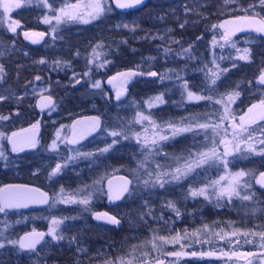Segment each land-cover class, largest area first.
Returning <instances> with one entry per match:
<instances>
[{
  "label": "trees",
  "instance_id": "trees-1",
  "mask_svg": "<svg viewBox=\"0 0 264 264\" xmlns=\"http://www.w3.org/2000/svg\"><path fill=\"white\" fill-rule=\"evenodd\" d=\"M183 1L144 0L135 7L124 9L117 7L112 1V10L102 13L98 18L87 23L78 20L64 21L54 26L55 31H51L47 24L41 22L40 10L30 5L10 12V16L20 24L16 32L10 31L0 22V51L12 46L9 51L4 50L0 55L4 76L0 82V96L4 97L0 100V116L7 117L0 119V134H3L0 141L6 146V157L4 160L0 157V184L20 180L36 184L45 189L50 198L55 190L69 191L77 184L87 183L97 187L98 177H106L115 172L125 173L130 178L128 191L120 199L110 202L103 183L99 185L102 189L99 192L101 197L95 201L89 213L68 220L59 230V235L64 238L46 240L43 247L47 251L40 258L34 259L35 262L31 258L34 255L25 251L19 244L9 241L20 240L22 235L32 230L46 232L49 215L46 204L31 210L6 209L0 213V222H4L5 230L4 235L0 236V244L3 245L0 247V264H84L93 254L114 260L117 257L133 255L157 234L176 233L181 229L196 230L203 225L214 229L264 225V187L255 182L258 174L264 169V155L248 152L242 154L244 157H234L228 162L231 170L243 168L252 173L248 176V181L252 185L250 194L255 193L253 200L232 197L231 200L223 199L219 203H213L204 196L192 197L189 194L193 187L208 184L209 176L203 173L165 184L163 188L153 187L151 183L146 186L143 183L142 188L134 189L133 180L138 176L135 169L146 159V153L130 137L129 132L133 131L130 127L132 123L128 124L130 129L124 133L122 130V134L118 136L111 137L105 133L110 129L117 130L121 124L127 126L123 122L127 120L128 109L126 105H121L127 96L139 104L155 95L162 96L163 103L146 107L149 119L159 126V130H156L161 135L165 132L167 122H181L183 118L196 117L191 121L184 119L185 125L191 123V132H184L175 137H169L167 132L169 139L159 141L160 148L166 151L165 166L172 167L186 153L194 151L196 139L203 135L204 130H199L195 125L201 121L216 123L220 117L217 106L220 105L212 106L209 100H185L180 90L177 95L174 90L168 88L175 78L167 81L169 79L166 76L174 75L183 81L187 74L185 82L190 85L192 91L209 90L219 99L222 95L239 92L240 95L233 102L239 111H244L258 98L256 81L264 46H258L254 40L262 42L263 37L254 33L232 36L230 40L235 47L233 49L229 47L230 40L227 43L223 39L220 27L222 18L229 14H221L222 7H218L217 1L199 2L198 17L189 14V20H185L181 13ZM229 6L233 5L229 3ZM200 16L202 17L199 18ZM119 21L126 23L127 27L116 25ZM165 26L170 27L167 36L155 37L146 34L152 30H161ZM25 31L42 32L45 35L42 39L36 36L28 39L24 35ZM252 37L254 40L244 43L245 38ZM216 39L220 40L221 45L214 43ZM190 44L193 52L189 58L164 57L167 53L165 49ZM245 49L250 50L248 60L240 58ZM146 58H153V61L143 62ZM41 60L44 63H40ZM147 63L149 64L144 66ZM183 67H187V70L183 77H179L183 73ZM129 70H134L136 75L126 82L119 99L115 98L114 88L109 83V80L113 82V78L110 77ZM151 72L157 75H149ZM213 72L219 75L215 85L211 84L210 79ZM37 77L40 79H36ZM33 80H37L39 84L50 82L55 87L54 105L45 112L44 119L40 121L41 144L44 147L52 139L54 127L65 124L72 113L93 111L99 115L102 121V137L98 138L91 148L92 163H87L85 159L83 166L71 164L70 168L62 167L61 172L50 177L49 174L56 164L63 166L62 161L54 160L52 152L47 151L46 154L27 158L26 163L20 161L19 156H11L6 142L8 133L36 120L39 116L33 105V96L23 91L25 82ZM97 83L99 87H93ZM51 116L56 120L54 123H48ZM258 126L260 127L255 125L256 128ZM152 131L148 126L141 139H151L147 133L151 134ZM109 145L111 148L107 152L100 151ZM175 157L179 159L173 161ZM14 164L16 170L20 166L25 173H12ZM154 165L151 162L145 165L146 168L143 166L140 177L145 178L143 174L149 172L155 173L157 169ZM33 167L39 168L35 174L29 173ZM250 194L248 190L246 195ZM170 201L179 209V216L168 207ZM64 208L63 212L68 213L70 209ZM95 213H108L115 216L120 223L116 225L97 220ZM208 246L210 249L215 247L211 243ZM238 247H241L239 243L233 246L232 252L237 251ZM198 248L202 251L200 241ZM164 255L165 261L174 258H167L166 253ZM236 259L237 256L224 255V260L230 263ZM177 264L205 263L201 258H181Z\"/></svg>",
  "mask_w": 264,
  "mask_h": 264
},
{
  "label": "rangeland",
  "instance_id": "rangeland-1",
  "mask_svg": "<svg viewBox=\"0 0 264 264\" xmlns=\"http://www.w3.org/2000/svg\"><path fill=\"white\" fill-rule=\"evenodd\" d=\"M113 0H104V5H105V11L104 12H109L112 10L111 4H112ZM213 1H217V5L218 7H222L220 9V12H224V10H230L232 8L235 9H243L244 7H248L249 4H254L256 5L255 10H264V6L259 5L258 0H252L251 2H249L250 0H247V5L246 2H241L240 0H235L234 3H230V5L233 6H229L228 4H225V0H213ZM89 0H47V4H45L44 0H24V2L22 3V6H33L35 9L40 10L41 14L39 16V19L41 20L42 23H44V17H49L51 19V23L47 24L48 27L50 28V30L52 31L54 29V26L56 27L57 25H59L60 23L64 22V21H72L67 19L66 17L63 18L61 20V22L59 24H57L55 19H52L53 17H55L56 15H59V9L64 8L66 5H75L77 3H88ZM199 2H205L207 3V1L205 0H184L182 5H181V13L182 16L184 17L185 20H189V15L188 13L191 10L197 11V6L199 4ZM47 5H51V7H48ZM16 9V8H13ZM12 9V10H13ZM187 9V10H186ZM11 10V11H12ZM3 8H0V12H3ZM83 11V10H82ZM103 12V13H104ZM8 16H10V13H8L7 16H5L3 18L2 25L8 27L9 24V19ZM11 17V16H10ZM85 19H88V21L92 20L90 18L85 17ZM12 21H18L15 20L11 17ZM73 20H78V21H84L81 19H73ZM116 25H126V23L119 21L118 23H116ZM27 32V31H25ZM170 32V27L165 26L163 28H161V30H152L150 32H147V35H152L155 37H161V36H167L168 33ZM225 32V28H221V34L223 36ZM164 34V35H163ZM228 43V41H226ZM214 43L221 45L220 40L216 39L214 41ZM229 47L231 48H235L233 46V44H231V42L229 41ZM224 46V45H223ZM12 46L6 47V49H2L3 51H0V55L2 54V52L5 51H9V49H11ZM228 47V45H227ZM188 49H179V48H175L174 46L170 47L166 53V55L164 57H169V58H179L180 56H184L185 53H188V51H185ZM238 56V55H237ZM148 61H153V58H146L145 60H143V62H148ZM149 63L145 64L144 66L148 65ZM187 70V67H183L182 70V74L179 75V77H183L184 76V71ZM128 72H134V70H130V71H126L125 73ZM4 78V76H3ZM133 78V76L131 77ZM131 78H126V77H122V79H120L121 83L120 85H118V87H122V89H124V85L126 84V82H128L129 80H131ZM167 81H170V79L175 78L174 81H172V83L170 84V86L168 88L174 90L176 92V94L178 95L179 90L180 93L184 96V99L187 101H190L187 99V93L186 90L184 88L185 85V81L183 82L182 80L177 79L176 76L171 75V77L166 76ZM0 81H2L0 79ZM50 86H46V87H35V88H31L32 91H34L35 93H41V92H46L49 90ZM114 90L117 92V86H113ZM189 90V89H188ZM171 91V90H170ZM194 92V91H193ZM197 95H201V96H205V97H212V100H209L211 103H213L214 105H220L217 106L219 109V114L221 115L224 111V105L217 103V101H220L222 98L225 100V102L227 103V96L226 95H222L221 99H219V97L215 96L213 94L210 95L208 94L206 91L205 92H195ZM159 95H155L154 97H150V100H146L144 101L142 104H139L137 102H135L133 99H130L129 96H127L125 99L122 100L121 105H126V108L128 109V113H127V120L126 122H123V124H127V126H123L122 124L120 125V127L117 130H112L110 129L108 131V135H110L111 137H113L111 135L112 132H117L119 131L120 134H122V130L123 133L127 131L128 124H131V128L133 129V131H130V137H132V141L137 143L141 148H143V151L146 153L147 159H144V167L146 168L147 166H145L148 163L153 162L156 167L157 164H160L162 166H164L161 170L163 171H171L177 167L182 166V164L184 163L185 159H187L190 155H194L197 152H201V151H206L208 148L212 147L213 145L210 143L209 140H207L205 138L206 136V131L204 130L203 135L199 136L196 139V144L194 146V151H190L188 153L185 154V156L179 160L177 163L173 164L172 167H166V163L167 160L165 159L164 155L166 153L165 150H162L161 147V143H158V145H156L155 148L149 149L146 146H143L141 141L144 139H141V137H144V133H145V129H147V127L149 126L151 131L153 130H159L158 127L154 128L152 126L153 122L152 120L148 119V120H140L139 117L142 114L145 117H148L147 112H146V107L153 105V104H158V102L155 101V97H157ZM260 96L262 97L261 99H264V91L261 92ZM236 100V99H235ZM234 100V102H235ZM195 101V100H193ZM228 108L230 109L231 113L235 115L236 117V123H239V117L245 115V113H247L246 109H244V111H239L240 109H237V106L235 103L231 102L227 104ZM125 120V119H124ZM216 120V119H215ZM133 121V122H132ZM172 123L178 125V126H185V124H181V122L178 121H171ZM200 124H204V123H209V122H199ZM168 124V122H167ZM210 124V123H209ZM215 124H220L222 127V131L219 130V135L215 136L214 139L216 141H219L220 139H226L228 141H230L231 143H229V149L232 150L235 148L236 144L240 141H243L247 134L246 133H242L239 136L234 137L233 136V130H232V121L231 120H224L223 122L220 121V119L216 120ZM64 127H59L56 135L53 139V141L56 142L57 147L55 149H53L51 147L53 141L49 144V148L50 151H52L54 153V160L56 161H62L63 162V166L66 165V167L70 168L71 164H77L80 166H83L85 163V159H87V163L90 162L92 163L93 161L91 160V155H87V154H91V148H87L85 149V146H80L81 143L85 142L82 141L80 142H75V143H68V138H69V129L68 132H66V124H63ZM136 125V126H135ZM226 126V127H223ZM252 128H256L255 125L251 126ZM260 127H263L260 125ZM63 128L65 129L63 131ZM227 129V132L225 133V131L223 129ZM130 129V128H129ZM161 129V128H160ZM164 133H162V135L166 136L167 132L169 134V137L171 136V130L167 127H164ZM199 129V128H198ZM152 131L151 134L147 133L148 136L151 137V139L148 138V140H152L153 139V134L154 133H158L159 135H161V133H159V131ZM201 130V129H199ZM96 132V131H95ZM94 132V133H95ZM92 133L90 136H86L87 139H90V137L94 134ZM98 133V132H97ZM93 135V139H95L98 134ZM118 133V132H117ZM208 136H212L213 134H211V129H209V132H207ZM260 132L258 131L256 136H259ZM122 139H123V135H121ZM139 137V138H137ZM92 138V137H91ZM96 141V140H95ZM77 143H80L79 145H76ZM76 145V146H74ZM218 149L221 153H223L224 150V145L223 144H218ZM239 147L241 149V151L236 152V151H231V154L228 155L226 157L227 161H231L232 158L237 157V158H242L241 156H243V153H248V150L245 148V145L240 142L239 143ZM260 146L257 145V151H259ZM5 148L3 145V142L0 141V151L4 152ZM151 151V155H147V153ZM234 155V156H233ZM1 159L4 160L5 158V154L3 156H0ZM244 157V156H243ZM173 161L176 160V157L172 159ZM214 170L213 172L211 171ZM210 170V171H208ZM245 171L248 172L247 170L243 169V168H239V169H230L228 167L225 168V166L220 163V162H213L210 161L207 164L202 165L201 167L195 168V170L188 176V177H192V175H197L199 173H203L204 175L209 176L208 177V184L206 185H210L212 181L215 180H219L220 177L222 176H226L229 172L231 173H235V172H239V171ZM135 171L138 173V176H136V178L133 180V188L137 189L138 188H142V185L144 183V181L149 180L147 177L148 174L143 176L145 178L140 177L141 173H142V167L136 168ZM215 172V173H214ZM251 173V172H250ZM259 176V175H258ZM257 176V178H258ZM105 176H100L98 177V179L96 180V184H98V186H90L89 184H77L74 187H71L69 191H61V189H57L55 190L51 195L50 198L48 200V203H46V211L49 212L48 215V227H47V231L46 232H42V233H48V230L50 228L53 227L52 221L53 220H60L62 221V223L59 224V226L56 228V232L57 235H59V230H61L62 226L68 221V220H72L74 218L77 217H82L84 214L89 213V211L92 209L93 204L95 203V201L101 197V194L99 192L102 191L101 188H99V185H102L103 183V179ZM187 177V178H188ZM245 181H248L249 178L248 176H246L244 178ZM250 181V180H249ZM151 183V182H149ZM222 184L225 183V181L221 182ZM145 184V183H144ZM205 185H198L195 186L193 188H201L204 187ZM192 188V189H193ZM250 189L252 188H241L240 192H241V197L246 195V192L249 190V194H250ZM218 190V189H217ZM98 192V193H97ZM97 193V194H96ZM206 197V196H204ZM236 197V196H233ZM84 198H88L89 199V204L88 205H83L81 203H64L63 201L66 199H71V200H76V201H80ZM208 199H211L213 203L216 202H220L223 199H228L227 197H221L218 198L215 191L209 187L207 189V197ZM64 207H68L70 210L68 213H64L63 210L65 209ZM58 208H60L59 210H57ZM57 210V211H56ZM204 226L203 225L201 228H198L196 230H201L200 234L196 237H192V236H188L185 239L180 240L178 243L175 244H163L161 243L159 240L156 241L157 243V247L154 248L152 246L151 243H148L149 241L152 240V238H150L149 241H147V243L145 244V246H143V248L141 250H136L135 253L132 255L136 258L135 260V264H148V262H150V264H156V261H162L163 264H177L178 259L181 258H190V259H198L201 258L203 260V263L205 264H249V261H251V264H264V241H261L259 235L257 236H253L251 235L252 232H256V233H260V232H264V225L260 227L259 226H239L238 228L236 227H232V228H220V229H214L211 226L207 227V230H204ZM196 230H185V229H181L180 232H176V233H170V234H165V235H155L156 237H173L175 236L177 233H179L181 236H184V233H192ZM33 231V230H32ZM232 231H237L239 234L236 236H231L230 233ZM4 222H0V236L4 235ZM244 232H249V235L247 237H245L243 235ZM213 233H228L229 236L228 238H226L225 240H220L218 238V236L213 235ZM25 237H20V239H23ZM44 240V241H43ZM41 240L36 247L39 246H44V242L46 240H54L52 238L51 235H45L44 239ZM17 241V240H16ZM198 241L201 242V249L202 251H199L198 248ZM247 241V242H246ZM1 243V241H0ZM191 243H194L193 245H196L197 247L194 248L193 245ZM211 243L213 245H215V247L213 248H209L208 244ZM222 243H227V244H222ZM243 247H238L237 251H233L236 253H248L246 251H250L251 253H255L254 256H237L236 261H232L231 263L229 261H225L224 260V255L222 253H228L231 254L232 253V248L234 245H238ZM47 245V242H46ZM251 246H253V248H250ZM35 247V248H36ZM253 249V250H252ZM1 251V249H0ZM171 252H183L184 255H181L180 258L179 257H174V258H170L172 257L171 255L168 256V253ZM188 252V253H187ZM214 253L213 255H201V253ZM99 253V252H98ZM164 253L167 254V261H165L163 259V257L165 256ZM192 253H196L197 255H192ZM147 254V255H144ZM32 255V254H31ZM227 255V256H228ZM32 260L35 262L34 259H36V256H32L31 257ZM111 260L110 258H106V257H101L96 254H93L92 257L87 259V262L84 264H105V261Z\"/></svg>",
  "mask_w": 264,
  "mask_h": 264
},
{
  "label": "snow or ice",
  "instance_id": "snow-or-ice-1",
  "mask_svg": "<svg viewBox=\"0 0 264 264\" xmlns=\"http://www.w3.org/2000/svg\"><path fill=\"white\" fill-rule=\"evenodd\" d=\"M24 0H0V8H3V12H0V22L3 21V18L8 15V13L11 12L13 8H20ZM45 4H47V0H44ZM143 2V0H116V3L118 7L120 8H130L135 5H139ZM235 0H225V4L229 3H234ZM259 5L264 6V0H258ZM48 7H51V5H47ZM255 8L256 5L254 4H249L247 8L242 9L245 13H247L249 10L253 12V15H244V16H237L234 17L235 20L242 21L243 24L242 26H237L234 29H228L227 25L232 24V20L225 21L223 24L220 25L221 28H225V32L223 34V39L225 41H228L232 35L235 34L236 31H241L243 28H249L253 29L257 33H262L264 34V16L255 13ZM83 10V11H82ZM187 10V9H186ZM105 11V5H104V0H89L88 3H77L75 5H66L64 8L59 9V15H56L52 19H55L57 24L61 22L63 18H67L69 20L73 19H81L84 20L85 23L88 22V19H85V17L90 18V19H96L98 18L103 12ZM9 19V24L8 28L12 32H16L17 28L20 26L19 21H12L11 17L8 16ZM45 24L51 23V19L49 17H44ZM127 27V25H125ZM183 27V25H181ZM55 31V29H53ZM25 37L28 39H32V36H36L39 38H43L45 33H32L31 35L28 32L24 33ZM37 42V41H34ZM100 45H97L99 47ZM234 46V45H233ZM95 52V49H93ZM167 52L168 49H165ZM188 51V50H185ZM249 51L248 49L243 50V54L241 55V59L248 60L250 58L249 56ZM40 63H44L43 60L40 61ZM226 71V70H223ZM151 76H156L157 73L151 72L148 73ZM119 76H123L126 78H131L132 76L136 75L134 72H128V73H119ZM163 78V77H162ZM0 79H3V66L0 65ZM36 79H40L37 77ZM115 79V77L113 78ZM211 84L215 85L217 79H219V75L216 72H213L211 74ZM258 80L261 84H264V71H261L260 76L258 77ZM110 83L112 81H109ZM93 87H99V84H94ZM193 87H196V85H193ZM184 88L187 93V99L190 101H199V100H212V97H205L201 95H197L195 92L188 90V85L185 83ZM120 93L117 94V98L119 99ZM239 92H232L226 94L227 96V103L225 100L222 98L220 101H217V103L223 104L224 105V111L220 115L219 119L221 122L224 120H231L232 121V130H233V136H239L242 133H246L247 136L242 142L245 145V148L248 150L249 153H256L259 155H264V127H257V128H252V125H258L259 122L264 121V99H261L259 101V104H254L252 105L249 109L248 112L245 113V115L239 117V123H236V117L234 114L231 113L230 109L228 108L227 104L234 102V100L239 96ZM4 99V97L0 96V100ZM155 101L158 103H163V98L162 96H157L155 97ZM49 104H51V100L49 98L48 103L42 104L41 107H48ZM260 108L261 111L254 113V109ZM0 119H7V117L0 116ZM140 120H148L149 117H145L142 114L139 117ZM184 119H188L189 121L195 120L196 117H188V118H183L181 120V124L184 123ZM92 124H93V129L95 126H98L99 124V118H91ZM152 126L154 128L159 127L155 124V122H151ZM33 128H36L37 125H33ZM167 127L171 130V136L175 137L181 133L184 132H191L193 130V127L191 123L185 125V126H178L172 122H168ZM195 127L205 130L206 131V136L205 138L210 141V143L213 145L212 147L208 148L206 151H201L197 152L194 155H190L187 159H185L184 163L182 166L177 167L173 170L169 171H163L160 170L164 166L157 164L155 173L149 172V180L144 181L145 185L147 186L149 182H151V185L153 187L159 186L160 188H163L165 184H169L172 182L179 181L181 179L187 178L194 170L195 168L201 167L204 164L209 163L210 161L213 162H220L222 163L225 168L227 167L228 161L226 157L231 154V151H236L239 152L241 151L239 147L238 142L235 146L234 149L230 150L229 149V143L230 141L226 139H220L219 141H216L214 139L215 136L219 135V130L221 128L220 124H209V123H204L200 124L197 123ZM211 129V133L213 134L212 136L207 135V130ZM163 129H161L162 131ZM225 133L227 132V129H223ZM259 131L260 135L256 136L254 135L255 132ZM3 134H0L2 136ZM111 135L113 137L120 135V133L117 132H112ZM17 134L13 133L11 137L8 139L11 140L12 142V147L13 151H22L23 148L29 147V148H34L36 147V140L34 138L32 139H26V140H17L16 139ZM158 137V139H157ZM139 138V137H137ZM127 139V137H125ZM169 139L168 136L164 135H159L158 133L153 134V139L148 140L147 137H145L141 143L143 146L148 147L149 149L155 148L156 145L159 143V141L167 140ZM76 141L74 140L73 143ZM113 143H116V141H113ZM218 144H223L224 145V150L223 153H221L218 149ZM257 145L260 146L259 151H257ZM51 147L55 149L57 147L56 142L53 141ZM111 148V145L108 147L101 149V152H107ZM151 151L147 153V155H151ZM4 153L0 151V156H3ZM87 155H91L90 153ZM147 159V156H146ZM179 159V158H176ZM140 167L144 166V162L142 161L139 165ZM62 167H66V165L62 166L61 164H56L55 168L52 169V172L49 174L51 176L57 175L59 172H61ZM252 173L250 172H245L243 170L235 173L229 172L226 176L220 177L219 180L212 181L210 185H205L204 187L201 188H193L189 190V194L192 197L196 196H206L207 197V189L211 187L218 198L221 197H227L229 200L233 196L239 197L242 200H253L255 197V193H252L250 195H245L241 197V188H251V182L245 181L244 178L246 176L251 175ZM222 181H225V183H221ZM255 182L262 187H264V172H260L258 178H256ZM130 183L129 181L125 180L124 181V187L116 192L115 194H110L111 199H120L121 196L123 195L124 192L128 191L127 184ZM9 191H6L5 189H0V213H3L6 211V209L10 208H16V207H26L28 203H48V195L47 193L40 192L39 189H28L24 188L23 190H18L16 192L10 191L13 186H6ZM218 189V190H217ZM63 191V189H61ZM38 194V195H37ZM64 203H81L83 205H88L89 204V199L84 198L80 201L76 200H71V199H66L63 201ZM168 207L172 208L173 211L176 212L177 216L180 215L179 209L176 208L175 204L173 202L168 203ZM255 211V209H253ZM95 218L97 220H103L110 222L112 224L118 225L120 221L115 217L111 216L108 213H95ZM62 223L60 220H53L52 224L53 227L48 230V233H41L33 230L31 233H27L25 238L17 240V241H9V243L12 244H19L21 248H26V249H34L36 245L44 239L45 235H51L53 239L59 240L63 239L64 237L62 235H57L56 228L59 226V224ZM207 225L204 226V230H207ZM201 230H196L192 233H184V236H181L179 233H177L173 237H156L153 236L152 240L149 241L148 243H151L154 248L157 247L156 241L159 240L163 244H175L178 243L180 240L187 238L188 236L196 237L200 234ZM239 233L237 231H232L230 233L231 236H236ZM213 235L218 236L220 240H225L228 238L229 234L228 233H213ZM243 235L247 237L249 235V232H244ZM251 235L257 236L259 235L261 241H264V232L256 233L252 232ZM75 239V238H73ZM247 242V241H246ZM3 245L0 244V247ZM264 246V245H262ZM214 253H201V255H213ZM223 255H228V253H222ZM147 255V254H144ZM168 255L174 256V257H180L181 255H184L183 252H171L168 253ZM192 255H197L196 253H192ZM232 256H254L255 253H236L232 252ZM136 258L129 254L128 257H117L114 260H108L105 261V264H135ZM150 264V262H148ZM156 264H163L162 261L157 260ZM249 264H251V261H249Z\"/></svg>",
  "mask_w": 264,
  "mask_h": 264
},
{
  "label": "flooded vegetation",
  "instance_id": "flooded-vegetation-1",
  "mask_svg": "<svg viewBox=\"0 0 264 264\" xmlns=\"http://www.w3.org/2000/svg\"><path fill=\"white\" fill-rule=\"evenodd\" d=\"M207 1V0H206ZM252 0H250L249 2H251ZM144 2V1H143ZM207 3H210L209 0L207 1ZM229 5V4H228ZM246 5H247V2H246ZM137 6V5H136ZM244 8H247V7H244ZM243 8V9H244ZM206 12H208L206 10ZM198 9L197 11H194V10H191L189 14H192L194 15L195 17H198ZM255 13L257 14H260L262 16H264V10H255ZM222 15H225V14H229L228 16L222 18V21L220 22L221 24H223L225 21H228V20H232V24H229L227 25V28L228 29H234L235 27L237 26H242L243 22L242 21H239V20H235L234 17H237V16H244V15H253V12L251 10H249L247 13H245L244 11H242V9H235V8H232L230 9L229 11L227 10H224V12H221ZM202 16H200L199 18H201ZM30 35L32 34V31H27ZM256 34V35H261L263 37L262 39V42L261 41H258V40H254V38H245L244 40V43H248L249 41H252L254 40L255 43L258 44V46H264V34L262 33H257L255 32L253 29H249V28H243L241 31H236L234 35L232 36H235V35H243V34ZM231 36V37H232ZM230 40V39H229ZM228 40V41H229ZM230 42H232V40H230ZM263 44V45H262ZM192 44L190 45H182L179 49L183 50V49H188V53H185L184 56H180V58L182 59H186V58H189V56L191 55V53L193 52L192 51ZM263 53H264V50H263ZM186 64V63H184ZM260 71H259V76L261 74V71H264V55L260 61ZM186 72V70L184 71ZM257 76V81H256V86L258 87V98L250 103L248 106H247V109L246 111L248 112V109L254 105V104H257L259 103V101L261 100V92L264 91V84H261L258 80V77ZM185 78H183V81H185L186 77H187V74L184 76ZM116 79V78H115ZM113 79V82H111L110 86L113 87V86H117V92L114 90V97L117 98V94L120 93L123 91L124 92V89H122V87H118V85H120L121 81L120 79H117L115 80ZM3 80V79H1ZM115 80V81H114ZM1 82V81H0ZM188 85V89L191 90V87L190 85L187 83ZM25 88H24V93L25 94H29L31 96H33L34 98V101H33V105L36 107L37 111L39 112V116L36 120L34 121H31L30 123L26 124V125H23L22 127H19V128H16L14 130H12L11 132L13 131H16V130H19V129H24V128H28V127H32L33 125H37V127L35 128V132H34V139L36 140V147L34 148H29V147H25L23 148L22 151H13V149L10 147L9 143H8V135L11 133L9 132L7 137H6V142H7V147L8 149L11 151V156L13 158L19 156L20 157V161H22L23 163H26L27 162V158H32V157H36L37 155H42V154H46L47 151L49 152H52L50 151V148H49V144L53 141L55 135H56V132L58 130L59 127H64L63 124H60V125H56L54 127V132L52 134V139L47 143V145L44 147L42 144H41V120L44 119V115L46 114L45 112H48L50 110V108L54 105V102H55V98H54V90H55V87H54V84H51L50 82H46L45 84H39V82H37V80H33V81H26L25 82ZM39 86H42V87H46V86H50L49 87V90L46 91V92H41V93H35L34 91H32L31 88H35V87H39ZM192 91V90H191ZM195 92V91H194ZM206 92L208 94H212L213 96V92L210 93L209 90H206ZM51 100V104H49L48 107H41L42 104H46L48 103V100ZM212 106H214V104L212 103ZM95 117H98L99 118V115H97L95 112H90V111H77L75 113H72L70 119L65 123L66 124V132H68V129H69V138H68V143H72L74 140L76 142H82V141H85L83 143H81L80 146H85L84 148H90V147H94L96 141L98 138L102 137L101 136V131H100V127L102 125V121L100 120L99 118V124L98 126H95V128L93 129V127L88 131V132H83V128H82V125L80 123V121L82 120H85V119H91V118H95ZM50 121L48 123H54L56 120L53 118V116L50 117ZM86 121V120H85ZM258 125H261L264 127V121H261L259 122ZM65 129L63 128V131ZM96 131V132H95ZM95 132V133H94ZM98 132V133H97ZM119 133V131H117ZM92 133H94L93 135H95L96 133L98 134V136L93 139V135L90 137V139H87L85 140L88 136H90ZM105 133H108L105 131ZM87 136V137H86ZM96 140V141H95ZM80 143H77L76 145H79ZM74 145V146H76ZM4 148L6 150V146L4 145ZM4 150V152H5ZM53 153V152H52ZM54 154V153H53ZM55 156V155H53ZM6 157V156H5ZM15 164L13 165V168L11 169L12 173L16 174V173H19L22 171L21 174H24L25 171L23 168H21L19 166V169L16 170L15 169ZM21 169V170H20ZM39 170L38 167H33L31 171H29V173L31 174H35L37 173ZM264 172V169L263 171ZM115 173H120V172H115ZM114 174V173H112ZM259 175V174H258ZM109 176V175H107ZM107 176L103 179V185H104V180L107 178ZM8 183H25V184H30V185H35V186H38L36 184H32V183H27V182H24V181H8V182H4V183H1L0 186L4 185V184H8ZM40 189H42L43 191L46 192L45 189L41 188L40 186H38ZM47 193V192H46ZM107 193V192H106ZM107 198H108V201H114V199H111L110 198V195L107 194ZM116 200V199H115ZM41 207V206H40ZM40 207H37V208H40ZM36 208V209H37ZM22 210H31V209H22ZM44 241V240H43ZM25 251L31 253L32 255L36 256L37 258H40L41 256H43L44 252L47 251L46 248L42 247V246H39V247H36L34 249H26L24 248Z\"/></svg>",
  "mask_w": 264,
  "mask_h": 264
},
{
  "label": "water",
  "instance_id": "water-1",
  "mask_svg": "<svg viewBox=\"0 0 264 264\" xmlns=\"http://www.w3.org/2000/svg\"><path fill=\"white\" fill-rule=\"evenodd\" d=\"M113 2L118 7V5L116 3V0H113ZM135 6H133V7H135ZM121 9H124V8H121ZM125 72L126 71L119 72V73H125ZM119 73L115 74L114 76H112L110 78H114L115 77L116 78L115 80L122 79L123 76H119L118 75ZM122 93H123V91H122ZM258 104L259 103H257V105ZM259 111H261L260 108L254 109V113H257ZM85 120L80 121V123H81L82 128H83L82 131L83 132H88L93 127V124H92V120L91 119H85ZM34 132H35V128H33V127L19 129V130L11 132L8 135V138L11 137L13 133H16L17 134L16 139L18 141L19 140L32 139V138H34ZM8 143H9L10 147L13 149L12 142H11L10 139H8ZM125 180L130 182L129 176L126 175L125 173H114V174H111V175L107 176V178L104 180L105 189L107 190V192L109 194H115L116 192L120 191L124 187V181ZM129 184L130 183L127 184V188L129 186ZM6 186H13V188L10 190L12 192H16L18 190H23L24 188H28V189H39L40 192L46 193L45 191L40 189L38 186L25 184V183H8V184H4V185L0 186V189H5L6 191H9V189H7ZM44 204L45 203H28L26 207H16V208H10V209H35V208L40 207V206H42ZM25 236H26V234L23 237H25Z\"/></svg>",
  "mask_w": 264,
  "mask_h": 264
}]
</instances>
